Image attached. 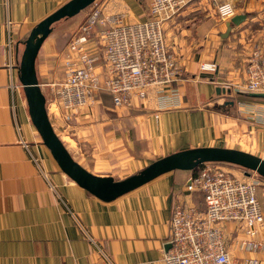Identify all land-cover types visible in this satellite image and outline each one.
Returning a JSON list of instances; mask_svg holds the SVG:
<instances>
[{
	"label": "crops",
	"instance_id": "1",
	"mask_svg": "<svg viewBox=\"0 0 264 264\" xmlns=\"http://www.w3.org/2000/svg\"><path fill=\"white\" fill-rule=\"evenodd\" d=\"M66 1L0 0V264H93L102 254L113 264H165L173 203L191 199L203 206L200 193L185 191L191 170H170L102 200L70 179L36 141L23 90L13 96L9 88L8 61H18L32 27ZM222 1L233 0H190L163 23L166 42L182 67L181 105L162 111L148 102L117 108L118 114L88 138L90 150L73 155L77 162L92 173L121 179L150 158L196 146L233 147L264 158V126L215 107L224 102V84L246 77L245 57L225 47L236 41L231 34L223 37L229 19L216 13ZM99 2L104 10L123 11L125 20L134 22L146 18L150 0ZM235 14L245 17L233 31L264 37V0H241ZM7 21L13 39L10 54L5 48ZM50 45L45 38L36 56L41 89L46 81L39 59ZM206 61H215L217 69H200ZM15 78L19 80L17 73ZM44 95L52 120L58 112ZM32 148L42 162L39 167L30 157ZM258 189L264 209L263 184ZM255 255L264 264V253Z\"/></svg>",
	"mask_w": 264,
	"mask_h": 264
},
{
	"label": "built area",
	"instance_id": "2",
	"mask_svg": "<svg viewBox=\"0 0 264 264\" xmlns=\"http://www.w3.org/2000/svg\"><path fill=\"white\" fill-rule=\"evenodd\" d=\"M189 1L150 0L146 18L134 22H127L123 11H107L100 6L92 9L61 51L64 75L55 84L49 104L63 122L69 123L80 113H91L101 91L107 92L115 108L138 102L153 103L156 111L180 106L182 67L166 42L163 23ZM216 13L223 20L230 19L235 15L233 2L218 3ZM9 23L5 48L10 54L13 39ZM245 61V79L224 84V93L231 94L232 89L236 93L264 92V37L253 44ZM18 63L19 59L7 63L13 96L22 89L15 78ZM200 69L214 72L217 64L203 62ZM260 111L257 108V113ZM262 111L259 115L264 119ZM29 154L36 163L30 150ZM262 182L257 173L234 164L201 163L187 177L185 188L204 194V209L188 200L174 203L164 263L260 264L255 254L264 253V209L257 195ZM93 264L113 263L102 254Z\"/></svg>",
	"mask_w": 264,
	"mask_h": 264
},
{
	"label": "water",
	"instance_id": "3",
	"mask_svg": "<svg viewBox=\"0 0 264 264\" xmlns=\"http://www.w3.org/2000/svg\"><path fill=\"white\" fill-rule=\"evenodd\" d=\"M93 1L67 0L42 18L32 27L23 41L19 57L17 75L22 84L30 122L58 167L80 187L102 200H111L170 170H193L207 161L234 164L253 171L264 179V158L242 149L226 146H196L176 150L154 159L137 172L121 179L92 173L74 159L50 121L45 95L37 78L35 61L38 50L50 33L52 25L60 19L79 13ZM244 17V14L232 16L227 22L226 33L230 30V24H239ZM249 95L264 98V92H251ZM227 102L233 103L232 100Z\"/></svg>",
	"mask_w": 264,
	"mask_h": 264
},
{
	"label": "rangeland",
	"instance_id": "4",
	"mask_svg": "<svg viewBox=\"0 0 264 264\" xmlns=\"http://www.w3.org/2000/svg\"><path fill=\"white\" fill-rule=\"evenodd\" d=\"M99 1L100 0H94L91 4H89L87 7L82 9L77 15H75V17L60 19L52 25V29H51L50 33L48 34V36L46 37L47 40H49V42H51V45L49 47L50 51L46 54L41 55V57L39 59L40 67L42 68V73L44 74L45 81H46V84H44V86H42V90L44 91V93H46L48 95V98L49 97L51 99L54 98L55 89L57 87L55 84L58 81H60L64 75V73H63V56L61 55V51L66 46V43L68 42L70 35L78 28L79 25L82 24V22L85 20V18L87 16V14L92 9L100 6ZM232 2H234L233 3L234 7H238V4L241 2V0H233ZM230 25H231L230 30L227 33L225 31L223 33L224 34L223 37L226 38V37L230 36V34H231L232 37L230 36V39H234L236 41V43H234L235 46L228 45V43H227V45H225V47L226 48H233V50L236 49L238 54H239V58L245 57L247 55V52L251 50V47L253 46V44H257L263 38L261 36V37L253 39L251 36L252 33L249 34V36H244L243 29H241V30L237 29V30L233 31L234 27L237 26L238 24L232 23ZM225 33H226V35H225ZM244 39L245 40L249 39L250 42L248 43V41L246 40L243 43ZM226 40H228V39H226ZM222 51H224V50H222V48H221V52ZM226 57H229V54H227ZM43 74H41L42 77H43ZM53 83H54V85H53ZM237 94H239V93H236L235 91H233V89H232L231 94L223 92L222 97L224 99V102L232 100L233 103H229V102H227V103H224V102L216 103L215 107L218 108L219 111H223L226 114L228 113L230 116H232L234 118H241L245 121L247 120L250 122H255L256 124L264 126V119H261L260 115H259L263 112L262 109H264V101H260V100H238V99H236ZM257 108L259 110H261L262 112L260 111L257 113ZM118 110L119 109H117L111 105L109 97L108 98L103 97V96H101V93H100L99 101L96 103V105L94 106L93 111L91 113H88V114L80 113L76 117H74L69 123L63 122V118L61 117V114L57 113L55 115L52 114V120L50 119V121L52 122L54 130L56 131L58 136L62 139V141L65 143L67 149L72 154V156L76 155V154L79 155L81 153L86 154L90 150V148L88 146H90V144H91L88 142V138L90 136L95 135L94 129L98 128V126H100L101 123H103L107 119L112 118L116 114H118ZM257 114H258V116H256ZM235 130L237 131V133H239V135L241 134V132L238 131V128ZM34 132L36 134L35 135L36 141L41 142L40 136L38 135L35 127H34ZM231 133H233L232 130H231ZM44 148H46V147L44 146ZM47 151L49 152L48 149H47ZM32 152H34L33 155L37 158V162H36L37 164L36 165L39 167L42 164V162L38 158V154L35 152V149L32 148ZM157 158H159V157L148 159L145 163H143V165H141L139 168H137L135 172H137L142 167H144L145 165H147L148 163H150L151 161H153L154 159H157ZM196 168L191 170V172L194 171ZM234 171L238 172V168L235 167ZM135 172H133V173H135ZM262 180H264V179L262 178ZM186 181H187V178H186ZM185 184H186V182H185ZM262 184L264 186V181L262 182ZM185 191L188 194L191 193V192H188L186 190V188H185ZM198 193H200L202 195L203 206H199L200 205L199 202H197V203L193 202L191 199L190 200L187 199V200L189 202H192L197 208L204 209V206H205L204 194L202 192H198ZM176 201L177 202H184V201H186V199L185 200L184 199H178ZM174 203H173V205H174ZM173 205L171 208V214L173 211ZM171 214H170V218H171ZM170 218H169V221H170ZM230 230H231V228H230ZM99 261L100 260H98L97 262H99Z\"/></svg>",
	"mask_w": 264,
	"mask_h": 264
},
{
	"label": "trees",
	"instance_id": "5",
	"mask_svg": "<svg viewBox=\"0 0 264 264\" xmlns=\"http://www.w3.org/2000/svg\"><path fill=\"white\" fill-rule=\"evenodd\" d=\"M77 14H75V15H77ZM75 15H73L71 17H75ZM66 18H70V17H66ZM63 19H65V18H63ZM101 96L107 97V98L109 97V95L105 91H101ZM236 99H238V100H260V101H264V98L253 97V96H250L249 93H239L236 95Z\"/></svg>",
	"mask_w": 264,
	"mask_h": 264
}]
</instances>
